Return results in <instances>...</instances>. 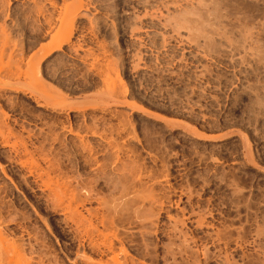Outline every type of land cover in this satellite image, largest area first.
I'll return each mask as SVG.
<instances>
[{"label": "rangeland", "instance_id": "obj_1", "mask_svg": "<svg viewBox=\"0 0 264 264\" xmlns=\"http://www.w3.org/2000/svg\"><path fill=\"white\" fill-rule=\"evenodd\" d=\"M7 1L1 5L5 9L0 6V22L6 25L10 43H15L9 61L16 60L15 66L26 73L12 67L17 72L12 78L0 74V113L7 114H0V120L15 133L8 146L0 138V192L9 197L6 208L0 207L5 210L2 236L6 233L29 249L27 258L33 251L29 257L37 261L32 257V264L42 259L44 264H85L82 255L92 256L88 246L79 244L70 213L63 209L62 215L67 204L60 205L61 211L49 204V191L43 189L50 172V183L72 182V190L76 186L81 193L92 192L95 199L87 208L101 211L99 216L116 208L118 201L117 218H123L117 219L119 236L124 234L123 246L136 261L264 264V0H82L85 7L77 14L71 41L46 56L41 49L46 50L59 27L57 10L64 1L54 0L55 8L49 0H38L47 6V15L57 17L55 25L43 22L41 28L33 27L36 16H21L35 10L32 0ZM13 142L31 152H17ZM24 153L33 155H26L29 163L38 157L42 169L29 175L31 165L24 163ZM44 168L48 175L40 176ZM143 187L159 196L162 212L153 203L157 214L152 215L149 200L142 205H148L149 212L141 209L142 201L136 203L134 197ZM123 193L127 196L120 199ZM101 198L113 207L100 203L105 206L101 208ZM135 208L140 216L146 214L141 220ZM191 210L206 214L205 224L211 229L189 221ZM145 219L147 224L156 222L145 226ZM40 240L43 246L37 245ZM122 257L123 262L128 259L125 264L132 263L129 256Z\"/></svg>", "mask_w": 264, "mask_h": 264}, {"label": "bare ground", "instance_id": "obj_2", "mask_svg": "<svg viewBox=\"0 0 264 264\" xmlns=\"http://www.w3.org/2000/svg\"><path fill=\"white\" fill-rule=\"evenodd\" d=\"M2 0H0V6L1 5H3V1L1 2ZM7 1V0H6ZM29 1H31V0H29ZM64 1V2H63ZM62 2H63V4L62 5H64L63 7H61L60 8V11H58L57 10V12H59L58 13V15H57V17H56V15H54V14H50L49 13V11H48V15H47V10H46V7L47 6H43V5H45V3L43 4V5H41V3H40V1H38V0H32V3L34 4V7L33 8H35V10H33V9H31L30 7V9H31V11L27 14V15H29V16H27V17H25V13L23 14V15H21L22 17H24V19H30L31 17H32V15H34V16H36V19H34V17H32V19L33 20H31L32 22H33V27L34 28H36V27H42V24H44L45 25V23L48 25V26H51L52 24H53V21H54V19L55 18H57L56 20H57V22H58V20H59V23H56L55 21V24H53V25H55V26H58L57 24H59V27H56V29L55 28H53V27H51V28H53V29H55V30H53V31H55V33H53V35L51 34V36L52 37H50L51 39L49 40L50 42H49V46H47L46 47V50L44 49V48H42L41 49V51L42 50H44V51H42V52H45L46 51V53H43V54H45V56L47 55V54H51V52H50V50L52 51L53 49H60L61 50V47L65 44V43H68V41L70 40V34H71V32H72V30H74V26H75V24H74V22L76 21V17L78 16L77 14H78V12L80 11V9H82V7H85V4H84V2H82V0H63ZM8 2V1H7ZM10 2V1H9ZM8 2V3H9ZM49 3H50V5L51 6H54L55 8H56V4L57 3H55L54 2V0H49L48 1ZM47 2V3H48ZM31 3V4H32ZM83 3V4H82ZM7 4V3H6ZM8 5V4H7ZM10 5V4H9ZM8 5V6H9ZM58 5V4H57ZM84 5V6H83ZM6 6V5H5ZM1 7H3L4 8V6H1ZM0 7V11H1V8ZM44 7H45V9H44ZM53 7V8H54ZM54 8V9H55ZM5 9V8H4ZM3 9V10H4ZM29 9V10H30ZM48 9V8H47ZM58 9V8H57ZM52 10V9H51ZM26 12H27V9H26ZM53 12V11H52ZM56 12V13H57ZM22 14V13H21ZM2 15H3V13H2ZM53 15V16H52ZM55 16V17H54ZM8 17V16H7ZM20 17V16H19ZM54 17V18H53ZM18 18V17H17ZM42 19L44 20V21H42ZM17 20V19H16ZM20 19L18 18V21H19ZM23 20V19H22ZM21 21V20H20ZM30 20H28V21H26V22H29ZM197 21V20H196ZM21 22H24V20L23 21H21ZM43 22H45V23H43ZM200 22V21H199ZM16 23H17V21H16ZM18 23H20V22H18ZM25 23V22H24ZM27 24V23H26ZM197 24V23H196ZM23 25V24H22ZM21 25V26H22ZM192 25V24H191ZM203 25V24H202ZM201 24H200V27L199 28H201V26H202ZM19 26V25H18ZM20 26V27H21ZM17 27V26H16ZM72 27H74L73 29H72ZM188 27V26H187ZM198 27V26H197ZM196 27V28H197ZM203 27H205L204 25H203ZM202 27V28H203ZM220 27V26H219ZM34 28H33V31H35L34 30ZM50 28V27H49ZM50 28V29H51ZM58 28V29H57ZM191 28V27H190ZM195 28V29H196ZM218 28V27H217ZM216 28V29H217ZM50 29H49V31H50ZM189 29V28H188ZM220 29V28H219ZM192 30H194V28L192 29ZM192 30H190V31H192ZM201 30H203V29H201ZM7 28H6V25L5 24H2L1 22H0V74L1 73H3V74H1V76H3L4 77V75H5V77H7V76H10V75H12V73H13V71L15 72V69L14 68H17L16 66H15V62H16V60H14V62H11L10 63V61H9V59H10V57H12L13 55L12 54H15V53H11V54H8L9 52H10V46L12 47V43L13 42H11L10 43V38H9V36H8V34H7ZM51 31H52V29H51ZM198 31H199V29H198ZM197 31V32H198ZM36 32V31H35ZM34 32V33H35ZM193 32V31H192ZM202 33H201V35H203L204 33L203 32H205L204 30L203 31H201ZM223 32V31H222ZM226 32V31H225ZM246 32V31H245ZM36 33H38L39 34V30H37V32ZM41 33V32H40ZM46 33H48V32H46ZM199 33V32H198ZM227 33V32H226ZM225 33V34H226ZM244 34V33H243ZM247 34V33H246ZM245 34V35H246ZM36 35V34H35ZM34 35V36H35ZM227 35V34H226ZM38 36V35H37ZM45 35H43V37H44ZM205 36H207L206 35V33H205ZM222 36V35H221ZM246 36H248V34L246 35ZM11 37V36H10ZM36 37V36H35ZM40 37V36H39ZM42 37V38H43ZM47 37V36H46ZM38 38V37H37ZM208 38V37H207ZM240 38H242V36L240 37ZM36 39V38H35ZM233 39V38H232ZM243 39H245V38H243ZM250 39H251V37H250ZM42 40V39H41ZM45 40V39H44ZM228 39H226V41H227ZM231 40V39H230ZM247 40V39H246ZM246 40H244V41H246ZM40 41V40H39ZM71 41V40H70ZM251 41V40H250ZM41 42V41H40ZM230 43L232 42V41H229ZM233 43V42H232ZM231 43V44H232ZM234 43H235V41H234ZM244 43V42H243ZM251 43V42H250ZM254 43V42H253ZM13 44H15V43H13ZM36 44V43H35ZM47 44V43H46ZM229 44V43H228ZM235 44H237V43H235ZM38 45V44H37ZM257 45V44H256ZM14 46H16V45H14ZM42 46H45V45H42ZM231 46V45H230ZM233 46V45H232ZM249 46V45H248ZM255 47V46H254ZM50 48V49H49ZM251 48V47H250ZM256 49V48H255ZM259 49V48H258ZM48 50V51H47ZM37 51H39L40 52V49H38ZM54 51V50H53ZM13 52V51H12ZM38 52V53H39ZM41 52V53H42ZM49 52V53H48ZM35 53V52H34ZM261 53V52H260ZM253 55H254V52H253ZM8 56V57H7ZM33 56H34V54H33ZM31 57L32 59L35 57ZM255 56V55H254ZM5 57H7V59H8V61H7V59H5ZM257 57V56H256ZM259 57H261L262 58V56H260L259 55ZM264 57V56H263ZM258 58V57H257ZM5 59V60H4ZM34 59H36V58H34ZM34 59H33V61H34ZM12 60V61H13ZM31 60V59H30ZM261 60V59H260ZM18 61H20V60H17V63H20V62H18ZM263 61V60H262ZM264 62V61H263ZM16 63V64H17ZM30 63H32V62H30ZM35 63V62H34ZM40 63V62H39ZM12 64V65H11ZM13 64H14V66H13ZM19 65V64H18ZM21 65V64H20ZM30 65V64H29ZM34 65V64H33ZM39 65V64H38ZM36 66H37V63H36ZM36 66H34V68L36 67ZM12 67H14V68H12ZM19 67V66H18ZM21 67V66H20ZM19 67V71H21L22 69ZM32 67V66H31ZM30 67V68H31ZM16 69V70H17ZM24 70V69H23ZM23 70L20 72L21 74L22 73H26V72H23ZM31 70V69H30ZM29 70V71H30ZM36 70V69H35ZM28 72V71H27ZM15 73H17V72H15ZM39 73V72H38ZM14 74V73H13ZM21 74L19 75V73L17 74V76L19 75V76H21ZM1 76H0V78H1ZM13 76V75H12ZM15 76H16V74H15ZM3 77H2V79H3ZM11 77V76H10ZM9 77V78H10ZM9 78H7V80H6V78H5V81H6V83H7V85L9 84L8 83V81L10 82L11 80V78L9 79ZM16 78V77H15ZM9 79V80H8ZM19 79V78H18ZM1 80V79H0ZM4 80V79H3ZM2 80V81H3ZM4 82V81H3ZM18 82V81H17ZM11 83V82H10ZM14 83H16V82H14ZM0 84H1V81H0ZM12 84H13V82H12ZM11 84V85H12ZM18 84H20V83H18ZM6 85V84H5ZM6 85V86H7ZM10 84H9V86H11ZM1 86H3V84H1ZM0 86V87H1ZM6 86H5V88H6ZM12 87V86H11ZM2 88V87H1ZM7 88H8V86H7ZM1 90V89H0ZM37 93V92H36ZM48 94H46V96H47ZM45 96V95H44ZM53 96V95H52ZM57 95H55V97H56ZM40 97V96H39ZM45 98H47V97H45ZM58 98V97H57ZM43 100H44V97L42 98ZM47 99H49L48 101H50V100H53V97H52V99L50 98V96H48V98ZM39 100V99H38ZM37 100V101H38ZM55 100H57V99H55ZM261 100V99H260ZM42 101V100H41ZM48 101H46L47 103H48ZM52 102V101H51ZM257 103V102H256ZM42 105L41 104V102H38V105ZM54 104V103H53ZM44 105V104H43ZM51 106H52V104H51ZM4 112V111H3ZM3 112H1L0 114H2ZM4 114V113H3ZM5 115V114H4ZM7 115V114H6ZM5 115V116H6ZM4 117V116H3ZM1 118V117H0ZM5 118V117H4ZM3 119V118H2ZM5 120V119H4ZM4 120H0V138L2 137V139H4V141L5 142H3V143H6V145L7 144H9V142H10V140H11V136L13 135V129H11L12 127L10 126V128L8 127L9 125H7V124H5V123H3V121ZM8 127V130H7V133H6V131H5V129H6V127ZM24 130V129H23ZM30 133V132H29ZM16 135H17V132H16ZM13 136H15V133H14V135ZM20 136V135H19ZM18 136H16V138H17ZM22 137V136H21ZM195 137V136H194ZM12 139H13V137H12ZM25 139V138H24ZM23 139V140H24ZM13 140H15V138L13 139ZM12 140V141H13ZM22 140V139H21ZM26 140V139H25ZM25 140H24V142H23V145H25L26 146V144L25 143H27V146L29 145L28 144V142L26 141L25 142ZM2 141V140H1ZM0 141V142H1ZM16 141V140H15ZM17 141H18V138H17ZM17 141H16V143H17ZM11 143V142H10ZM16 143H12L13 145L12 146H14V144L16 145ZM20 144H22L21 142H20ZM11 145V144H10ZM8 146V145H7ZM17 146V145H16ZM26 146V147H27ZM24 147V146H23ZM25 147V148H26ZM36 147V146H35ZM12 148V147H11ZM14 148H15V146H14ZM13 148V149H14ZM31 148V147H30ZM29 148V149H30ZM38 148V147H37ZM17 152L19 151V147L17 146ZM15 149V150H16ZM24 149V148H23ZM23 149L21 150L22 152H27L26 151V149L23 151ZM36 149V148H35ZM33 150L34 149H32V154H33ZM36 151V150H35ZM38 151H41V150H39L38 149ZM11 152V151H10ZM14 152H16V151H14ZM16 152V153H17ZM28 152H31L30 150L28 151ZM15 153V154H16ZM36 153V152H35ZM25 154V153H24ZM24 154H23V156H24ZM29 154V153H28ZM27 153L25 154V162L24 163H28L27 165L29 166V164L31 165L30 167L31 168H34V170L33 171H31L28 167H27V165H25L26 167H27V169H29V171L30 172H32V173H28L29 175H32L33 174V172L35 171V169L37 170V169H42V168H40V166L38 165V164H40L39 163V159H38V157L36 158V159H34L35 161H33L32 159V161L30 160V163L27 161V159H30V158H27V157H29V156H27L26 157V155H28ZM31 153L29 154L30 156H31V158H33V155H32ZM37 155H38V153H37ZM19 156V155H18ZM21 156V155H20ZM23 156H21V159L18 157V159H20V160H22V158H24ZM36 156L34 155V158H35ZM27 158V159H26ZM42 158V157H41ZM44 158V157H43ZM14 159H16V158H14ZM17 159V160H18ZM37 159H38V161H37ZM19 160V162H21V163H23L22 161H20ZM11 161H12V159H11ZM13 161H16V160H13ZM38 163H37V162ZM43 161V160H42ZM34 162H36V164L34 163ZM44 162H46V160L44 161ZM49 162V161H48ZM17 163H18V161H17ZM51 163V162H50ZM18 164H20V163H18ZM18 164H16V165H18ZM24 165L22 166L23 168H24ZM41 165V164H40ZM43 165V164H42ZM46 165H49V163L48 164H46ZM54 167H56L55 165H54V163L52 164ZM52 165L50 166V168H49V170L51 169V167H52ZM0 167H2L1 165H0ZM41 167H43V166H41ZM48 167V166H47ZM53 167V168H54ZM1 169V168H0ZM5 169V168H4ZM4 169L2 168V172H4L3 174L4 175H6L5 173H7V172H5L4 171ZM45 169V171L44 172H41L42 170H39L42 174L40 175V173L37 175V176H43L44 174L43 173H47V174H45V175H48V168H47V170H46V168H44ZM1 171V170H0ZM39 171H37L36 173H38ZM52 171H54V169L52 170ZM26 172V171H25ZM27 174V173H26ZM28 176V175H27ZM40 176H39V178H40ZM33 177H34V175H33ZM35 177H36V175H35ZM47 177V176H46ZM45 177V178H46ZM48 179L50 180L51 178H50V172H49V175H48ZM52 177V176H51ZM7 178H9L10 179V176H8V173H7ZM12 178V177H11ZM28 178V177H27ZM37 178V177H36ZM45 178H43V180L45 179ZM47 179V178H46ZM44 180V184H42V177H41V181L42 182H40V181H37L38 182V184H42V186L44 187V189L43 190H45V188H47L46 189V191L48 190L49 191V193L48 194H46V195H48V197H49V199H48V197H47V199L50 201V203L49 204H51V203H54V205H52V207H58V209H56V211H58L59 210V208H60V205H62L61 206V208L64 206V205H66V207H64V208H62V211H64L65 209V211H67L68 212V214L69 215H67V216H69V219H72V220H74V223L76 224L75 226H76V228H75V226H74V228L72 229V230H75L76 231V233H77V235H76V237H78V242H79V244L80 245H82V247H87L88 246V249L90 248L91 249V253H92V256L93 255H98L100 258L99 259H97V260H94V259H96V258H94V257H92L91 256V254H90V256L89 255H87V254H83L82 256L84 257V259H85V264H109L110 262H113V264H114V262H115V264L117 263V264H125V262H128L127 260L128 259H126V261L125 262H123V255H125V257L127 256H129L128 258H130V255H128V253H129V251L127 252V248H125V246H123V241L125 242V237H124V234H123V239H125V240H123L122 238H121V236H119V234L121 233H119V231L120 230H118L119 228H117V223L120 221V219H122L123 220V218L121 217H119L120 215L118 214V218H117V212H118V209H120L118 206V201H116V203H117V207L115 208V206L113 207V206H111L112 204H110V206H107L108 204H107V201H105V200H103L102 198V200L101 199H99V201H101V202H98L99 204L100 203H105L104 205L106 206H104L103 204H100L101 205V208H107V207H113L114 209H110V208H107V209H102V210H104V211H102V214L99 216V212H101V211H99V210H93V208H87L88 207V204H90V203H92L93 201L92 200H94L95 198H93L92 197V194L91 193H85V192H83L82 191V193H81V191H78L79 189H78V187H77V189H76V186H72L73 187V190L71 189V187H70V185H73L72 184V182H70L71 184H67L64 180V182L66 183H64L63 182V184H65V185H63V184H61L62 182H60L59 183V180H58V182H57V180H54L53 179V181H56V182H54V183H50L49 182V180H48V182L47 183H45V181H47V180ZM56 179H58V178H56ZM33 180V179H32ZM34 180H35V178H34ZM36 180H38V179H36ZM35 180V181H36ZM10 181H11V179H10ZM12 181H14V180H12ZM25 181V180H24ZM23 181V182H24ZM52 181V180H51ZM60 181H62V180H60ZM26 182V181H25ZM40 182V183H39ZM68 182V181H67ZM1 183V182H0ZM13 183H15V182H13ZM13 183H12V185H13ZM21 183V182H20ZM19 183V184H20ZM132 184V183H131ZM15 185V184H14ZM27 185H28V183H27ZM36 185V184H35ZM66 185H68V186H66ZM17 186H18V184H17ZM38 186V185H37ZM41 186V185H40ZM41 186V187H42ZM131 186V185H130ZM20 187V186H19ZM23 187V186H22ZM21 187V188H22ZM34 187V186H33ZM40 187V188H41ZM74 187H75V189H74ZM126 187H127V185H126ZM132 187V186H131ZM16 188V187H15ZM20 188V189H21ZM39 188V187H38ZM68 188H70V189H68ZM87 187H83V189H85V190H87L88 191V189H86ZM129 188V187H128ZM149 188V187H148ZM148 188L147 189H145L146 191H148L146 194H145V190H144V187H143V193H142V190H141V192H139V190H138V195L137 196H133L134 198H136V200L135 201H137L136 203H138L139 202V200L140 201H142V202H139L138 204H140L141 206L140 207H142V205H144L143 204V201H144V203H145V205H146V202L145 201H147V202H149V204L151 205V204H153V203H156V204H154L153 206H155V207H157V209L159 208V204L161 203L162 205H163V203L160 201V203L159 204H157V198H159V196H155V194L149 189L148 190ZM1 189H3V188H1ZM18 189V188H17ZM33 189V188H32ZM141 189V188H140ZM152 189V188H151ZM22 190V189H21ZM42 190V189H41ZM80 190H82V187H81V189ZM4 190H1V192H0V203L3 205V207L5 206V203L7 204V202H6V200H9V197L6 199V195H3L2 196V194L3 193H5L6 194V191L5 192H3ZM75 191V192H74ZM22 192V191H21ZM90 192V191H89ZM126 193V192H125ZM23 194V193H22ZM44 194V193H43ZM24 195V194H23ZM123 195H124V193H123ZM122 195V196H123ZM125 196H127V194L126 195H124L123 197H119L120 199L121 198H124ZM27 198V197H26ZM118 198V199H119ZM6 199V200H5ZM98 200V199H97ZM96 200V201H97ZM149 200V201H148ZM12 201V200H11ZM10 201V202H11ZM14 201L15 200H13V203H14ZM135 201H134V203H135ZM9 202V201H8ZM46 202V201H45ZM120 202V201H119ZM158 202H159V200H158ZM12 203V202H11ZM64 203H66V204H64ZM72 203H75V205H73ZM109 203V202H108ZM113 203H115V202H113ZM142 203V204H141ZM0 204V205H1ZM16 204V203H15ZM47 204H48V201H47ZM64 204V205H63ZM107 204V205H106ZM148 204V203H147ZM2 205L0 206L2 209H5L6 207H2ZM11 205V204H10ZM87 205V206H86ZM99 205V206H100ZM104 207H103V206ZM144 205V206H145ZM7 206V205H6ZM49 206V205H48ZM72 206H75L74 208L72 207ZM143 206V207H144ZM51 207V206H50ZM143 207L141 208L142 210H143ZM150 208L152 207V205L151 206H149ZM148 205H147V208L146 207H144V211L145 212H149V211H151V209L153 210V214H152V212H150L152 215H156L157 213H155V211H154V208H151V209H149V211H147L148 210ZM162 207V206H161ZM193 207V206H192ZM8 208V207H7ZM12 208H14V207H12ZM55 208H53L52 210H54ZM100 208V207H99ZM100 208V209H101ZM118 208V209H117ZM139 208V207H138ZM8 209H10V207L8 208ZM7 209V210H8ZM64 209V210H63ZM115 209H116V211H115ZM161 209L162 208H160V211H161ZM85 210V214H84V211ZM121 210V209H120ZM3 210H0V212H2ZM59 211H61V210H59ZM65 211H64V213L62 212V215L63 214H65ZM157 211H159V209L157 210ZM159 211V212H160ZM162 211H163V209H162ZM161 211V212H162ZM3 212H5V210L3 211ZM3 212L2 213H0V219L1 218H3L4 216L2 215L3 214ZM120 212V211H119ZM134 211H132V213H133ZM135 212H136V215L138 214V217L139 218H136V219H140V217H144V215H146V214H144V215H142V216H140L141 214L139 213L140 211H138V209H136L135 208ZM134 212V213H135ZM138 212V213H137ZM190 211H188V213H189ZM199 212V211H198ZM197 211H196V213L197 214H199ZM87 213V214H86ZM186 213V212H185ZM185 213H183V216L185 215V217L186 216H188V214L186 215ZM196 213H195V211H193L192 212V210H191V212H190V214H189V216L187 217V218H189L190 220L189 221H191V222H194L197 226H199V227H202V226H204L205 225V227H206V224H205V219H206V217L207 216H205L206 214H203V213H201V214H203L204 216H202L201 214H199L198 216H195L196 215ZM150 214V215H151ZM9 215H11V220H13L14 218H13V216H12V214L10 213ZM37 215V214H36ZM161 215V214H160ZM160 215H158V216H160ZM208 215H211V213L210 214H208ZM147 216H148V214H147ZM7 217V216H6ZM41 217V216H40ZM64 217H65V215H64ZM5 218V217H4ZM145 218H147V217H145ZM186 218V219H187ZM69 219H68V222H72V220H70L69 221ZM117 219H119V221H117ZM135 219V218H134ZM136 219H135V222H136ZM1 220H4V219H1ZM0 220V221H1ZM6 220V219H5ZM10 220V221H11ZM39 220V219H38ZM41 220H43V218H41ZM66 220V219H65ZM96 220H98V222L100 223L99 225H101V228H103V229H101V228H99V226H98V222L97 223H95L94 221H96ZM141 220V219H140ZM140 220H139V224H140ZM143 220V219H142ZM176 220H178V219H175V221ZM180 220V219H179ZM178 220V223L180 222L181 224H183L182 223V220H180L179 221ZM184 220V219H183ZM26 221V220H25ZM44 221V220H43ZM46 221V220H45ZM127 221V220H126ZM145 222H146V219L144 220ZM148 222L150 221V220H147ZM2 222V221H1ZM0 222V223H1ZM6 222H7V220H6ZM68 222H67V225H68ZM121 222V221H120ZM128 222H130V221H128ZM138 222V221H137ZM142 222V221H141ZM153 222H154V220H153ZM156 222V221H155ZM154 222V223H155ZM206 222H208V221H206ZM3 223H5L4 221L2 222V224ZM122 223H124L123 221H122ZM150 223H152L151 221H150ZM154 223L153 224H147V222L146 223H143L142 222V224L143 225H145V226H147V225H151V227H152V225H154ZM174 223H176V222H174ZM193 223V224H194ZM208 223H210V222H208ZM2 224L0 225V227H2ZM70 224V223H69ZM142 224H140V225H142ZM71 225V226H72ZM173 225H175V224H173ZM195 225V226H196ZM212 225V224H211ZM145 226H143V227H145ZM181 226V225H180ZM184 226V224L182 225V227ZM208 226H209V228H210V225L208 224ZM207 226V227H208ZM25 227V226H24ZM122 227V226H121ZM175 227V226H174ZM173 227V229L172 230H175L176 229V227H177V225H176V227L174 228ZM193 227V226H192ZM206 227V228H207ZM46 228H47V226H46ZM147 228V227H146ZM149 228V227H148ZM177 228H179V227H177ZM181 228V227H180ZM179 228V229H180ZM197 228V227H196ZM203 228V227H202ZM212 228H213V225H212ZM104 229H105V231H104ZM106 229H108V231H107V233H106ZM211 229V228H210ZM5 230V229H0V263L1 264H32V261L34 260V261H37V260H35L36 258H34L35 256H32V257H29V255H30V253L31 252H33V251H31V252H29V254H27V256H28V258L26 257V250H27V252L29 251V249H26V250H24V248H22L21 246H19L17 243H15V241L13 242L11 239H12V236H10L11 237V239H10V237L8 238V236L6 235V233H5V235H4V237L2 236V233H3V231ZM24 230V229H23ZM25 231H28V230H26L25 229ZM24 231V232H25ZM177 231L178 230H175L174 232L175 233H177ZM2 232V233H1ZM4 232H6V231H4ZM29 232V231H28ZM74 232V231H73ZM179 232H180V234H184V233H182L181 232V230H179ZM75 233V232H74ZM75 233V234H76ZM33 234V232L31 233V234H28L27 236L30 238V236ZM121 234V235H122ZM179 234V233H178ZM9 235V234H8ZM21 235H23V234H21ZM187 235V234H186ZM217 235H218V233H217ZM33 236V235H32ZM35 236H36V234H35ZM185 236V235H184ZM184 236H182V237H184ZM220 236V235H219ZM219 236H217V237H219ZM5 237L7 238V239H5ZM23 237H24V235H23ZM178 237H181V236H179L178 235ZM187 237V236H186ZM26 238V237H25ZM28 238V239H29ZM33 238V237H32ZM36 238H38V237H36ZM216 238V237H215ZM221 238H223L222 236H221ZM9 239L11 240V241H9ZM35 239V238H34ZM186 239V238H185ZM196 238H191V241H194ZM213 239V238H212ZM217 239V238H216ZM219 239H220V237H219ZM16 240V239H15ZM31 240V239H30ZM37 240V239H36ZM39 240V239H38ZM123 240V241H122ZM210 240V239H209ZM214 240V239H213ZM212 240V241H213ZM220 240H222V239H220ZM220 240H218V243H219V241ZM42 240H40V241H37L38 242V244L37 243H35V244H37V245H39V243L41 242ZM196 241H198L197 239H196ZM196 241H194V243L193 244H195V242ZM16 242H17V240H16ZM32 242V241H31ZM43 242V241H42ZM222 242V241H221ZM220 242V243H221ZM28 243H29V241H28ZM120 243V245H118ZM197 243V242H196ZM43 244V243H42ZM30 245V244H29ZM40 245H41V243H40ZM30 248L29 246H28V244H26L25 245V248ZM31 246V245H30ZM41 246H43V245H41ZM40 246V247H41ZM127 247V246H126ZM35 248V246L33 247L32 246V250ZM36 248L38 249V247L36 246ZM89 249V250H90ZM39 250V249H38ZM85 250V249H84ZM35 251V250H34ZM37 251V250H36ZM36 251H35V253H36ZM83 251V250H82ZM40 252V251H39ZM190 252V251H189ZM33 254V253H32ZM38 254V253H37ZM40 254V253H39ZM82 254V253H81ZM204 254H205V252H204ZM35 255V254H34ZM78 255H79V251H78ZM45 256H46V254H45ZM75 256H77V255H75ZM80 256V255H79ZM79 256H77V258L79 257ZM38 257H40V256H38ZM120 257H122V259L120 258ZM124 257V258H125ZM220 257V256H219ZM30 258V259H29ZM40 258H42V257H40ZM39 258V259H40ZM80 258V257H79ZM94 258V259H93ZM98 258V257H97ZM216 258V257H215ZM227 258V257H226ZM33 259V260H32ZM38 259V258H37ZM83 259V260H84ZM121 259V261L123 262H121V261H119ZM130 259H132V258H130ZM228 259V258H227ZM226 259V260H227ZM32 260V261H31ZM82 260V261H83ZM109 260H111V261H109ZM133 260H135V258L134 259H132V263L131 264H135L134 262L136 261H134L133 262ZM222 260H224V259H222ZM225 260V261H226ZM33 261V262H34ZM38 261H40V260H38ZM73 261H75V260H73ZM137 261H139V260H137ZM136 261V262H137ZM43 262V264H44V261H43V259L41 260V263ZM77 262V261H76ZM84 262V261H83ZM140 262V261H139ZM139 262H137L136 264H138ZM218 262V261H217ZM227 262V261H226ZM40 263V264H41ZM74 264H76L75 262H73ZM77 263H79V262H77ZM141 264H143V262H140ZM139 263V264H140ZM220 263V262H219ZM223 263V262H222ZM228 263V262H227ZM229 263H230V260H229ZM33 264H35V263H33ZM36 264H39V262L38 263H36ZM111 264V263H110ZM145 264V263H144ZM230 264H232V263H230Z\"/></svg>", "mask_w": 264, "mask_h": 264}]
</instances>
